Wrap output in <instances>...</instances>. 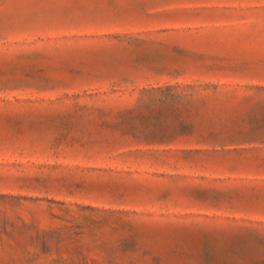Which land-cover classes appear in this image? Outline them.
Here are the masks:
<instances>
[{
  "label": "rangeland",
  "instance_id": "obj_1",
  "mask_svg": "<svg viewBox=\"0 0 264 264\" xmlns=\"http://www.w3.org/2000/svg\"><path fill=\"white\" fill-rule=\"evenodd\" d=\"M0 264H264V0H0Z\"/></svg>",
  "mask_w": 264,
  "mask_h": 264
}]
</instances>
